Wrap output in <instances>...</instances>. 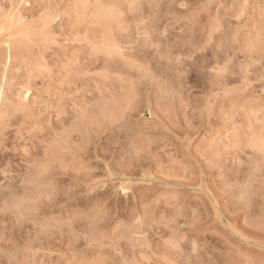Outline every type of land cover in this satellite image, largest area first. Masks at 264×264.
<instances>
[{
  "label": "rangeland",
  "instance_id": "1",
  "mask_svg": "<svg viewBox=\"0 0 264 264\" xmlns=\"http://www.w3.org/2000/svg\"><path fill=\"white\" fill-rule=\"evenodd\" d=\"M0 264H264V0H0Z\"/></svg>",
  "mask_w": 264,
  "mask_h": 264
}]
</instances>
